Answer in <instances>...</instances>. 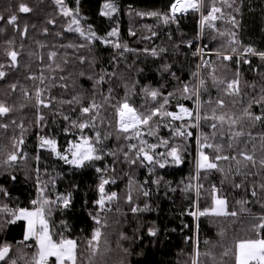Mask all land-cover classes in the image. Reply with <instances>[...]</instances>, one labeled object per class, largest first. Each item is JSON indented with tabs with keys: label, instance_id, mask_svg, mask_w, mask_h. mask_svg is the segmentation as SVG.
Returning <instances> with one entry per match:
<instances>
[{
	"label": "snow or ice",
	"instance_id": "6c2138e0",
	"mask_svg": "<svg viewBox=\"0 0 264 264\" xmlns=\"http://www.w3.org/2000/svg\"><path fill=\"white\" fill-rule=\"evenodd\" d=\"M43 3V0H39ZM52 3L59 9L60 15L67 18V25L64 32L75 33L84 41L83 43H67L61 44V48L66 49H84L87 48L89 53L92 51L94 42L111 46L113 49L120 50L119 54L124 52L135 51L130 49L126 43L119 42L118 27L112 28L106 35L101 36L93 29L91 25L86 28L82 26L81 21L84 17L80 11V0H75L76 7H69L66 0H52ZM236 0H173L170 4L168 12H137L136 15L144 17H154L162 21L165 25L178 24L179 17L189 13L199 14V36L202 38L205 30L216 33L218 36L230 37L228 47L223 50H217L215 56L220 63L210 62L204 59L203 48H196L193 55L201 57V63L196 66L197 70L192 73L193 80L188 83H182L173 92H163L164 85L160 88L143 87L141 89L145 104L141 108H137L130 101V94H134V85L129 87L124 84L125 95L123 99L116 100L112 95L114 89L108 88V95H104L102 86L109 81L106 77H115V73L102 71L95 77L88 75L89 80H93V94L85 103V97L81 93H75L70 99L57 98L51 94L52 89L59 87L67 90L69 88L68 81L72 77L71 72H66V66L72 61L68 58V54L61 55L57 51H50L47 54L49 63L45 68H41L39 75L28 74L27 80L33 81L31 88L20 87V91L24 101L31 103L36 110L35 124L40 129L47 126L46 115L42 109H50L56 116H61L64 121L68 122V126L63 129L65 134H69L71 129H76L78 138L68 141L67 147L61 149L58 140L54 136L40 135L38 137V148L48 151L56 159L63 161L67 165H71L75 169H84L94 167L95 172L99 173V183L97 185L98 198L95 205L98 212L93 216L95 224L100 226L94 229L91 239L88 240L86 254L80 250L77 239L69 238L65 235V231L70 230V226L66 220H61V226L64 231H56L52 222L53 213L56 211H71L73 205V194L66 192L58 194L55 199L46 195L47 184L40 186L38 184L37 198L33 199L31 207H9L7 203L0 204V232L6 230L9 225H15L23 222L24 233L23 240L17 242L24 248H32L29 259H25L24 264H95V258L101 254V239L105 236L102 227H107V220L100 216L101 212H110L111 203L118 200L116 192H106V186L110 183L114 184V178L109 179L107 176V167H98L96 162L101 161L105 156L118 157V152H122L123 159L131 165L140 164L141 166H151L149 172H153L156 167L164 169L168 166L179 167L184 163L183 153L187 150V141L193 137L191 129H196L197 155L195 159V175L190 179L197 181L196 185H186L184 191H190L195 188L196 201L193 203L194 211H189L188 215L199 220L200 217L213 216L223 218H238L241 214L248 217L249 223L245 228L244 236H237L232 240L231 244L225 245L210 244L204 241L206 245H210L207 251L202 252L200 249L199 239L194 243L191 254L190 264H264V83L259 85L257 93V85L242 79L240 65H251L252 60L249 57H257L264 63V51L258 50L252 46H244L237 38L235 31H221L217 27L218 21L230 23L233 29L239 27V21L230 13L226 14L224 9H233L239 11L233 6ZM35 8L28 0H16L14 7L10 5V14L5 17L0 15V21L11 26L14 32L19 33L21 38H26L29 34V28H35V24L29 25L24 23L21 26L20 21L23 17H30L34 13ZM118 12L115 0H105L103 7L99 13L100 16L111 19ZM48 24H54L52 19L47 20ZM147 27V26H146ZM149 31L151 29L149 28ZM5 29L0 27V34ZM43 35L49 34L48 28L42 29ZM132 32L131 35H135ZM57 37L63 38V33H55ZM152 36L156 33L152 32ZM148 39L150 37H144ZM215 39V36L212 37ZM14 40L6 41L8 48L4 50L8 63H0V80H5L9 75L8 70H15L20 67V53L14 50ZM40 48L46 45L40 41H36ZM187 46L191 48L192 41L187 42ZM55 47V45H53ZM150 52L153 57L158 56L157 49H144ZM167 49L161 47L159 53L166 52ZM30 56L34 53H29ZM79 64L94 66V58L78 55L75 57ZM41 62L44 57L40 56ZM230 62V63H225ZM235 65L233 70L232 65ZM30 67V65H26ZM202 70H207L202 74ZM48 72L46 75L45 72ZM161 73H168L173 78L176 77L175 72L171 71L170 65H162ZM56 73H66L55 75ZM231 73V74H229ZM264 75V73H260ZM86 73L79 72V76L83 77ZM59 81V82H58ZM210 82V85H209ZM11 92H16L18 83L8 85ZM210 89L216 90V98L211 96ZM246 89H252L247 92ZM177 94L184 100H191L193 107L186 106L184 103H177L176 110H168V105ZM207 94V95H206ZM97 96H100L99 102ZM151 103H148V102ZM59 105H78L79 117L72 119L69 115L63 114L60 109L55 108ZM237 105H240L238 108ZM28 107V103L9 104L6 100L0 101V129L5 133L10 127H18L21 130L19 137H13L12 148L15 151L9 152L3 165L11 167L21 157L22 148L25 140L24 132L27 131L23 122L18 123L13 118V113L23 111ZM108 108H112L115 114L116 132L122 134V139L131 141L138 140L139 144H127V151L123 148L118 150H110L105 147V141L111 137V133H102L100 128L104 126L106 117L102 116ZM259 109V112L253 109ZM142 109V110H141ZM72 111H76L73 107ZM180 122V123H176ZM207 126L208 132H204L202 128ZM111 127V123L108 124ZM259 131L254 132L253 129ZM160 127L169 129L172 137L181 141V143L173 144L171 140L158 136ZM86 129L94 130V134L89 136L85 134ZM145 136L156 137L157 143H149ZM121 138L120 135L117 136ZM251 145V147H249ZM164 148L165 151L157 152V149ZM206 150H211L206 151ZM26 157V154H25ZM39 160V155L36 156ZM228 162L227 168L222 167L220 162ZM114 171V169H112ZM219 172L222 174L221 185L230 183L234 190H243L245 195L235 200V204L239 206L238 210L229 207L228 196L224 194L222 187L212 184L208 195L211 197V205L201 209L199 207V199L201 198V190L204 188L203 183L199 181L206 180L207 174L211 172ZM39 172V169H37ZM201 173L206 175L201 176ZM239 177V181L237 180ZM249 177H257L258 179L251 183L249 187ZM13 181L16 176L10 177ZM39 182V176H37ZM161 178L153 180L152 183L159 186ZM54 183V181H53ZM145 183H148L145 181ZM132 181H130L129 192L125 197V202L133 203L131 191ZM175 191V189H171ZM144 197L150 195L149 191L143 186L137 188ZM0 194L4 197L9 195L4 187H0ZM250 195L251 199L248 198ZM259 205L262 210L260 213H254L248 206L250 204ZM119 210V209H117ZM132 213L150 210L147 204L143 208L138 205L133 206ZM103 221V222H102ZM187 227V225H185ZM199 225L197 224V232ZM160 229L155 225L147 228V235L150 237L158 236ZM220 235H225V230L221 229ZM121 240L129 239L121 233ZM31 242V243H29ZM105 250H107L108 241L104 239ZM119 246V245H118ZM221 248L219 259L217 253L213 251L215 248ZM128 253V249H122ZM27 253L23 249H17L16 245L7 240H0V264H19ZM120 264H124L121 261Z\"/></svg>",
	"mask_w": 264,
	"mask_h": 264
},
{
	"label": "trees",
	"instance_id": "16d2710c",
	"mask_svg": "<svg viewBox=\"0 0 264 264\" xmlns=\"http://www.w3.org/2000/svg\"><path fill=\"white\" fill-rule=\"evenodd\" d=\"M35 8L34 13L30 17L21 18L20 24H35V28H29V34L26 38H21L19 33L14 32L11 26L0 21V27L5 29L0 34V63H8L4 50L8 48L7 40L13 39L14 50L20 53V67L15 70H8L9 75L5 80H0V101L6 100L9 104L28 103L23 111L13 113V118L18 123L23 122L27 129L23 134L25 140L21 146V157L18 161L8 167L3 165L9 152L15 151L12 148L13 137H19L21 130L18 127H10L5 133L0 129V187L7 189L9 195L4 197L0 194V204L7 203L9 207H31L30 202L37 198L38 184L43 186L47 184L46 195L52 199L58 194L71 192L73 194V205L71 211H56L53 213L52 222L56 231H64L60 221L66 220L70 226V230L65 231V235L69 238L77 239L80 250L86 254L88 240L91 239L95 228L100 227L95 224L93 216L98 212L95 200L98 198L96 191L99 183V173L95 172L94 167L84 169H75L71 165L65 164L63 161L56 159L48 151L40 150L36 159V143L40 135L54 136L61 149L66 148L68 141L78 138L76 129H71L69 134H65L63 129L68 126V122L64 121L61 116H56L50 109H42L46 115L47 126L40 129L36 126V110L31 103L24 101L19 86L31 88L33 81L27 80L28 74L39 75L41 68H45L49 63L47 54L50 51H57L61 55L67 53L68 58L72 61L66 66V72H71L72 77L69 79V88L67 90L56 87L52 89L51 94L57 98L70 99L75 93H81L85 97V103L91 98L94 88L93 80L87 78L88 75L95 77L102 74V71L115 73V77H106L108 83L102 86L104 95H108V88L114 89L112 95L116 100L123 99L125 95L124 84L134 87V94H130V101L137 108L145 104V97L141 91L143 87L160 88L163 92H173L182 83L196 81L193 80L192 73L197 70L196 66L201 63L199 55H193L196 48H203L207 55L204 59L210 62L220 63L215 53L217 50H223L228 47V36H218L205 30L202 38L199 36V14L189 13L179 17L178 24L165 25L157 18L149 16H138L137 12H168L170 4L173 0H115L118 12L111 19L99 15L105 0H80V11L84 19L81 21L83 27L91 25L98 35L104 36L112 28L118 27L121 43H126L130 49L135 51L124 52L119 54L120 50L113 49L110 45L106 46L99 41L92 45V51L89 53L87 48L84 49H66L61 48V44L67 43H83L84 41L75 33L64 32L67 25V18L60 15L59 9L52 0H28ZM16 0H0V15L7 17L10 12V5L14 7ZM69 7H76L75 0H66ZM239 11L233 9H224L226 14L235 16L239 21V27L233 29L230 23L218 21L217 27L221 31H235L240 43L244 46H252L258 50L264 51V0H236L233 6ZM52 19L54 24H48L47 20ZM147 26V27H146ZM49 29L48 35L42 34L43 28ZM149 28L151 31H149ZM63 33V38L57 37L55 33ZM135 32V35H131ZM156 35L152 36L151 33ZM215 36V39L212 37ZM144 37H150L145 39ZM36 41H40L46 45L40 48ZM192 41V47L187 46V42ZM55 45V47H53ZM223 46V48H222ZM163 47L166 52L159 53V49ZM157 49L158 56L153 57L150 52L144 49ZM29 53H34L30 56ZM78 55L94 58V66L79 64L75 58ZM40 56L44 57L41 62ZM252 60L251 65H240L242 79L257 85L256 92H259V85L264 83V63L257 57H249ZM230 63V62H225ZM170 65L171 71L175 72L178 79L173 78L168 73H161L162 65ZM30 65V67H26ZM233 70L235 65H232ZM86 73L85 76H79L80 71ZM207 70H202V74ZM47 75L48 72L46 71ZM66 73H56L59 76ZM231 74V73H229ZM59 82V81H58ZM18 83L16 92H11L8 85ZM210 85V82H209ZM213 99L216 98V90L210 89ZM252 92V89H246ZM207 95V94H206ZM99 102L100 96H97ZM148 103H151L150 101ZM177 103H184L186 106L193 107L191 100H184L177 94L176 98L171 100L168 110H176ZM60 109L63 114L69 115L72 119L79 117L78 105H59L54 106ZM73 107L76 111H72ZM239 108L240 105H237ZM142 110V109H141ZM259 112V109H253ZM106 117L105 124L100 128L102 133H111V137L105 141V147L110 150H118L123 148L127 151V144H139L138 140L125 141L122 134L116 132L115 114L112 108H108L102 113ZM109 122L111 127L108 126ZM180 123V122H176ZM202 130L208 132L209 129L205 125ZM193 137L187 141V150L183 153L184 163L179 167L168 166L164 169L156 167L153 172H149L151 166H141L139 163L131 165L124 161L122 152H118V157L105 156L101 161L96 162L98 167H107V176L109 179L114 178L115 183L106 186V192H116L119 199L112 202L110 207L112 211L101 212L100 216L107 220V227H102L105 234L101 239V254L95 258V264H190L193 246L197 238L199 239L200 249L202 252L207 251L210 245H206L204 241L210 244L225 245L231 244L232 240L237 236L245 235V228L249 223L248 217L241 214L238 218H223L204 216L200 217L196 222L188 215L193 210V203L196 199L195 188L190 191H184L186 185H196L197 181L190 179L195 175V159L197 154L196 146V129H191ZM254 132L259 131L253 129ZM38 134V135H37ZM40 134V135H39ZM86 135H93L94 130L86 129ZM121 138L118 139L117 136ZM159 137L169 139L173 144L181 143V141L172 137L170 131L166 127H160ZM149 143H157L158 140L153 136H145ZM251 147V145H249ZM165 151L164 148L157 149V152ZM211 151V150H206ZM26 154V157H25ZM222 167L227 168L228 162L221 161ZM39 169V172H37ZM114 169V171L112 170ZM16 176L13 181L10 177ZM206 175L201 173V176ZM39 176V182L37 180ZM161 178L159 186L152 183L153 180ZM222 174L219 172H211L207 174V179L199 181L203 183L204 188L201 190V198L199 199V207L207 208L211 205V197L208 195L211 185L216 184L217 187L224 189V194L228 196L230 209L239 208L235 204V200L245 195L244 191L234 190L230 183L221 185ZM239 177L237 180L239 181ZM257 177H249V187L251 183L257 180ZM54 181V183H53ZM130 181H132L131 191L133 203L125 202V197L129 192ZM147 181L148 183H145ZM143 186L150 193L148 197H144L137 188ZM171 189H175L172 191ZM160 194H165L168 198L164 199L161 209L159 205L161 199ZM251 199L250 195L248 196ZM169 199L176 201V204H170ZM147 204L150 210L132 213L133 206L143 208ZM254 213H260L262 210L257 204L248 205ZM119 209V210H117ZM103 222V221H102ZM197 224L199 229L197 232ZM155 225L160 229L158 236L150 237L147 235V228ZM187 225V227H185ZM221 229L225 230V235H220ZM24 224L18 222L15 225H9L6 230L0 232V240H7L16 245L17 249H23L27 255L20 259L19 264H24L25 259H29L32 248H24L17 242L23 240ZM123 233L129 239L121 240L120 235ZM107 239L108 246L105 250L104 239ZM31 243V242H29ZM119 245V246H118ZM127 248L129 251L125 253L122 249ZM217 253L221 248L213 249Z\"/></svg>",
	"mask_w": 264,
	"mask_h": 264
},
{
	"label": "rangeland",
	"instance_id": "374dc122",
	"mask_svg": "<svg viewBox=\"0 0 264 264\" xmlns=\"http://www.w3.org/2000/svg\"><path fill=\"white\" fill-rule=\"evenodd\" d=\"M198 48H199V46H198ZM38 135V134H37ZM40 135V134H39ZM198 134H196V136H197ZM197 146V145H196ZM41 149H39L38 148V144L36 143V156L38 155V153H39V151H40ZM196 150H197V148H196ZM197 155V154H196ZM158 198H160L161 199V203H160V205H159V208L161 209V206L163 205V202H162V200L164 201V199H166V198H168L165 194H160L159 195V197ZM99 211V210H98Z\"/></svg>",
	"mask_w": 264,
	"mask_h": 264
},
{
	"label": "built area",
	"instance_id": "2783aa9c",
	"mask_svg": "<svg viewBox=\"0 0 264 264\" xmlns=\"http://www.w3.org/2000/svg\"><path fill=\"white\" fill-rule=\"evenodd\" d=\"M39 137V136H38ZM37 144H39V140H38V138H37ZM197 184V183H196ZM197 199V198H196ZM196 199H195V201H196ZM169 202H170V204H173V205H175L176 204V201H174L173 199H169ZM195 209L193 208V210L192 211H194ZM192 217V216H191ZM193 218V217H192ZM194 219V218H193ZM194 221L196 222L197 220L196 219H194Z\"/></svg>",
	"mask_w": 264,
	"mask_h": 264
}]
</instances>
